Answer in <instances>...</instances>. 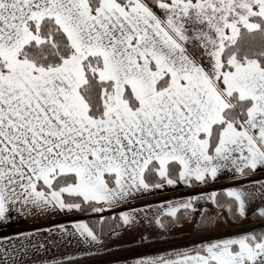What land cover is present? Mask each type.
I'll return each instance as SVG.
<instances>
[{
  "label": "snow or ice",
  "instance_id": "snow-or-ice-1",
  "mask_svg": "<svg viewBox=\"0 0 264 264\" xmlns=\"http://www.w3.org/2000/svg\"><path fill=\"white\" fill-rule=\"evenodd\" d=\"M201 200L227 209L223 225L256 223L211 234ZM33 210L90 219L19 234L30 242L0 246V264L153 243L149 229L196 212L198 240L114 264H264V0H0V221Z\"/></svg>",
  "mask_w": 264,
  "mask_h": 264
},
{
  "label": "crops",
  "instance_id": "crops-1",
  "mask_svg": "<svg viewBox=\"0 0 264 264\" xmlns=\"http://www.w3.org/2000/svg\"><path fill=\"white\" fill-rule=\"evenodd\" d=\"M230 182L227 180H222L218 183H209L208 185L188 187L185 185H179L175 188H167L166 190L161 191L156 196H149L146 198V201L134 202L133 207L142 205L144 202H151L154 204L159 203L162 200H183L187 199L190 196H199L200 194H207L211 191L219 190L226 187ZM218 192L217 199L221 196ZM197 207H203L208 211L212 207H216L210 202L205 203L204 200L198 202ZM181 211H184L181 209ZM85 213H78L76 215L66 216L63 213L58 212H41L39 210H33L29 213H20L13 211L11 213V219L6 221H0V246L12 247L15 245L17 249L21 247L22 244L27 245L30 241L25 239L23 236L19 235L22 233H32L35 239L31 240V243H35L36 240H39L44 235L47 234L46 230L50 228H55L58 224H69L71 221L85 219ZM197 213V212H196ZM143 231V230H141ZM153 233L152 239H163L168 236L169 228L166 232L161 233L159 229L151 228L149 229ZM135 237L136 242H133ZM107 239V237H106ZM139 243V235L137 233L126 234L121 238H112L108 240V249L101 250L97 252L94 248L82 250L81 246L72 244H63L59 248H53L49 252L44 253V255L49 258L55 256L57 259L61 257H68L69 260L87 257L92 254L105 253L111 250L123 248L126 246L134 245ZM20 259L27 260L28 256H34V253L29 251L28 256L24 254H19Z\"/></svg>",
  "mask_w": 264,
  "mask_h": 264
},
{
  "label": "rangeland",
  "instance_id": "rangeland-1",
  "mask_svg": "<svg viewBox=\"0 0 264 264\" xmlns=\"http://www.w3.org/2000/svg\"><path fill=\"white\" fill-rule=\"evenodd\" d=\"M223 199H221L222 201ZM218 212H223L224 216H227V209L226 208H217L212 207L208 211H206L204 214L210 217H213L217 220V226L213 229V233H219V232H230L234 227H241V226H248L250 223H256V221L248 220L243 221L241 225H235L231 221H229L228 225L222 224V217L217 216ZM183 213V211H181ZM201 213L197 212L195 215H188L187 217L181 216V218L174 223H170L169 225V233L167 238L163 239H157L154 240V243L151 245H144V247L135 250V252L144 253V254H154L158 250L166 249L170 246L175 247H182L190 244L193 241H196L200 238L201 230L198 227V221L200 218ZM156 241V242H155ZM140 243L134 244L138 245ZM132 246V245H130ZM129 247V246H126ZM124 248V247H123ZM128 255H118L116 257H109L102 261H95L92 264H110L114 263L117 260L123 261V259Z\"/></svg>",
  "mask_w": 264,
  "mask_h": 264
},
{
  "label": "trees",
  "instance_id": "trees-1",
  "mask_svg": "<svg viewBox=\"0 0 264 264\" xmlns=\"http://www.w3.org/2000/svg\"><path fill=\"white\" fill-rule=\"evenodd\" d=\"M221 199H223L222 195L219 196L218 200H221ZM85 217H86V220L90 219V216L88 215L87 212L85 213ZM151 244L152 243H146L145 242L143 244H138V245H132V246H129V247L119 248V249L111 250V251H108V252H105V253L92 254V255L87 256V257H82V258L69 260V264H92L95 261H102V260H104L106 258H109V257H116L118 255L127 254L130 250L131 251H135V250H138V249L144 247V245L146 246V245H151ZM110 264H112V263H110Z\"/></svg>",
  "mask_w": 264,
  "mask_h": 264
}]
</instances>
